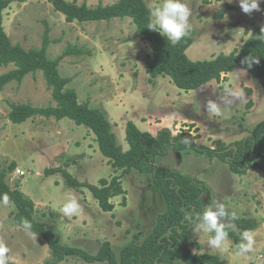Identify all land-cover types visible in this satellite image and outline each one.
Returning <instances> with one entry per match:
<instances>
[{"label":"rangeland","instance_id":"374dc122","mask_svg":"<svg viewBox=\"0 0 264 264\" xmlns=\"http://www.w3.org/2000/svg\"><path fill=\"white\" fill-rule=\"evenodd\" d=\"M66 1L85 2L88 7H95L117 0ZM151 2L159 3V0ZM184 2L191 10L187 35L193 42L185 51L191 60L212 59L219 53H230L241 46L254 28L264 26V2L260 4L261 11H253L251 15L243 13L239 7H228L236 5L238 0L232 3L228 0ZM220 9H224L223 16L215 18L214 14ZM3 27L11 42L19 43L24 49L39 48L48 28L51 41L46 56L49 59L60 56L68 45L84 51L80 55L63 57L59 73L71 78L67 86L76 91L79 102H87L90 107L105 112L123 149L128 148L127 121L151 134L163 128H168L172 135L188 132L195 136L198 147L217 151L218 147L230 148L235 141L251 134L264 119V76L253 80L243 68L225 74L220 81L211 80L188 91L175 86L168 76L150 79L147 64L152 58L151 49L145 40L135 35L130 17L67 22L48 0H13L3 11ZM12 68V64L0 66V74ZM225 85L234 86L244 95L239 99L226 97L222 91ZM207 99L221 104L222 117H213L205 110ZM10 103L54 105L41 71L28 73L21 82H9L0 91V170L14 164L13 171L6 175V182L13 188L19 181L20 190L34 203L46 197L55 201V205L65 202L69 196L77 199L81 211L72 217L63 216L47 203H35L37 215L44 212L43 218L53 223L61 242L94 254L107 240L118 254L122 246L139 244L152 231L157 215L166 209V202L160 193L151 190V174L131 170L124 175L125 204H122L123 195H116L110 198L114 208L102 211L88 189L76 191L66 186L60 173L49 176L44 173L47 168L59 166L78 180L91 184L119 174L120 171L115 172L102 160L105 157L98 150L95 134L87 126L77 125L68 118L57 120L52 116L36 115L25 122L13 123L7 116ZM253 157L256 165L241 174L232 172L228 163L216 153L176 152L169 146L164 155L155 158L158 168L187 174L207 187V193L201 198V211L219 201L237 217L258 221L253 230L256 243L247 258L234 255L230 239L227 253L208 248L207 234L196 233L194 225L192 252L218 254L226 264H264V157ZM18 169L26 174L18 176ZM13 210L12 203H0V241L9 248V261L42 264L50 255L45 240L39 235L30 236L14 224ZM59 264L106 263H87L77 257H67Z\"/></svg>","mask_w":264,"mask_h":264},{"label":"trees","instance_id":"16d2710c","mask_svg":"<svg viewBox=\"0 0 264 264\" xmlns=\"http://www.w3.org/2000/svg\"><path fill=\"white\" fill-rule=\"evenodd\" d=\"M13 0H0V66L13 65V68L0 74V91L12 81L21 82L28 73L41 71L46 85L51 91L53 104L33 106L29 103H10L8 119L13 123L25 122L36 115L54 117L57 120L71 119L77 125L87 126L94 134L98 150L107 158L115 172L110 179L100 178L97 184L80 181L63 167H52L44 170L46 176L60 173L67 187L76 191L88 189L102 211L108 212L114 208L110 200L113 196L123 195L125 204V189L122 177L131 170L152 175L151 190L160 193L166 209L156 217L152 231L139 244L128 243L122 246L116 254L105 240L96 253L65 244L58 238L52 224L45 220L43 213L37 215L35 203L19 188L16 181L11 188L6 182V175L12 172L14 164L0 170V196L6 195L13 204L12 221L19 225L23 220L32 224V231L42 237L50 251L49 257L42 264H59L67 257H77L87 263L105 262L106 264H226L221 256L210 252L194 253L191 250L192 226L184 222V209H202V196L207 193V187L199 184L193 177L173 170H162L155 164L157 156L164 155L169 146L176 152L193 150L205 152L208 155L216 153L224 159L232 172L241 174L247 168L256 165L253 156L264 157V119L260 121L251 134L235 141L229 146H220L217 151L206 147H198L194 142L195 136L188 132L172 135L168 128L151 134L140 130L132 121L125 123V140L127 149L117 142L115 133L105 112L100 108L90 107L87 102H79L76 91L67 84L70 77L61 76L58 70L60 60L68 55H80L84 51L77 46L68 45L60 56L49 59L46 56L47 45L50 43L48 28L43 34L39 48L24 49L19 43L13 44L3 27V11ZM53 9L62 13L67 22H85L109 20L111 18L130 17L135 27L136 36L145 40L151 49L152 58L147 64V73L151 78L158 75L168 76L171 82L185 91L199 88L211 80L220 81L224 75L236 68L247 70L253 80L264 76V41L260 28H254L239 48L230 53H219L212 59L191 60L185 53L192 44L193 38L186 35L179 43L173 45L158 32L149 30L147 4L144 0H117L107 5L88 7L85 2L48 0ZM230 9L239 4L229 5ZM240 8V7H239ZM224 9L218 10L215 18H220ZM193 33V31H190ZM259 57V63L251 67L241 63L246 56ZM248 104H251L249 101ZM221 151V153H218ZM228 158V159H227ZM55 215L53 210H49ZM236 231H229V239L235 246L239 242L241 230H255L258 221L251 217H238L234 222ZM139 236V233L136 234ZM9 264H15L9 261Z\"/></svg>","mask_w":264,"mask_h":264},{"label":"clouds","instance_id":"9594fccd","mask_svg":"<svg viewBox=\"0 0 264 264\" xmlns=\"http://www.w3.org/2000/svg\"><path fill=\"white\" fill-rule=\"evenodd\" d=\"M232 3L233 0H228ZM264 0H238V4L243 13L251 15L253 11H261L260 4ZM147 12L149 21L147 28L158 32L165 37L168 42L175 45L179 43L190 29L189 18L191 10L184 0H159V3H147ZM260 41H264V26L260 28V35L256 36ZM241 63L251 67L254 63H259V57L246 56ZM223 93L226 97L232 99L241 98L244 93L236 89L234 86L225 85ZM231 103V100L228 101ZM205 110L213 117H222L224 110L221 104L216 100L207 99ZM6 195L0 196V203L8 204ZM81 211L79 202L74 196H69L59 208V212L65 217L78 215ZM184 222L189 226L194 225L196 233L207 234V247L216 249L221 253L230 251L229 231H236L235 221L238 219L233 211L226 209L225 204L216 201L213 205L207 206L202 211L197 212L194 208L191 210L184 209ZM20 227L30 236L36 237V233L32 231V224L27 220H23ZM255 233L251 230H241L239 242L232 249L234 255L247 258L255 245ZM9 248L5 243L0 241V264H9Z\"/></svg>","mask_w":264,"mask_h":264},{"label":"crops","instance_id":"0c3cea01","mask_svg":"<svg viewBox=\"0 0 264 264\" xmlns=\"http://www.w3.org/2000/svg\"><path fill=\"white\" fill-rule=\"evenodd\" d=\"M102 160H104V162H106L107 161V158L105 157V159H102ZM86 161L90 162V160H86ZM35 203H37V204H45V203H47V204H49L50 208H52V209L54 208V210H57L59 212V208L62 206V204L64 202L61 201L57 205H55V201L52 202L51 198L46 197V199L44 201H42V202L36 201ZM52 225H53V223H52Z\"/></svg>","mask_w":264,"mask_h":264},{"label":"built area","instance_id":"2783aa9c","mask_svg":"<svg viewBox=\"0 0 264 264\" xmlns=\"http://www.w3.org/2000/svg\"><path fill=\"white\" fill-rule=\"evenodd\" d=\"M16 172H18V176H22L26 174L23 170L20 169L16 170Z\"/></svg>","mask_w":264,"mask_h":264}]
</instances>
